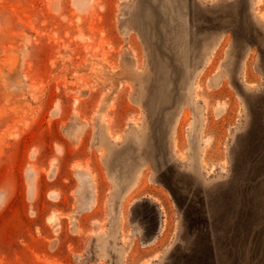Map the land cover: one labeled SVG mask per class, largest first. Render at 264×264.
Masks as SVG:
<instances>
[{"label": "rangeland", "instance_id": "obj_1", "mask_svg": "<svg viewBox=\"0 0 264 264\" xmlns=\"http://www.w3.org/2000/svg\"><path fill=\"white\" fill-rule=\"evenodd\" d=\"M261 13L0 0V264H264Z\"/></svg>", "mask_w": 264, "mask_h": 264}, {"label": "bare ground", "instance_id": "obj_2", "mask_svg": "<svg viewBox=\"0 0 264 264\" xmlns=\"http://www.w3.org/2000/svg\"><path fill=\"white\" fill-rule=\"evenodd\" d=\"M261 18H264V13H261ZM219 112L221 113L222 111H219Z\"/></svg>", "mask_w": 264, "mask_h": 264}]
</instances>
